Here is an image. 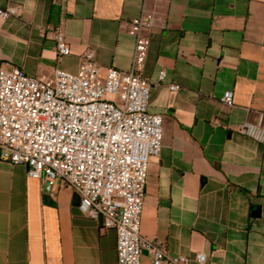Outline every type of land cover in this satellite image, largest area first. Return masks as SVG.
<instances>
[{
	"label": "crops",
	"instance_id": "obj_1",
	"mask_svg": "<svg viewBox=\"0 0 264 264\" xmlns=\"http://www.w3.org/2000/svg\"><path fill=\"white\" fill-rule=\"evenodd\" d=\"M7 6L22 10L0 16V66L29 75L76 72L92 46L103 68L130 69L128 24L143 0H0ZM147 6L155 21L143 75L149 110L163 115V141L149 161L141 232L190 264H264V140L238 131L264 113V0ZM58 24L71 47L60 59L50 37ZM226 90L232 106L223 101ZM76 194L62 184L45 191L26 164L0 159V264H117L116 231L83 213ZM199 251L207 254L203 263ZM142 264H153L148 250Z\"/></svg>",
	"mask_w": 264,
	"mask_h": 264
},
{
	"label": "built area",
	"instance_id": "obj_2",
	"mask_svg": "<svg viewBox=\"0 0 264 264\" xmlns=\"http://www.w3.org/2000/svg\"><path fill=\"white\" fill-rule=\"evenodd\" d=\"M147 1L129 20L135 49L128 70L103 68L92 46L76 72L56 67L52 75H29L18 65L0 66V159L26 164L45 191L62 184L77 193L83 213L116 231L117 264H142L143 250L153 264H190L184 254L171 255L162 239L141 232L149 161L160 155L163 141V115L149 110L151 84L143 75L155 21ZM21 10L0 7V16ZM50 37L58 59L71 54L62 24L50 29ZM166 74L160 70L159 81ZM223 101L234 104L232 90ZM263 118L260 113L258 123H242L238 131L264 140ZM196 259L203 263L207 254L199 251Z\"/></svg>",
	"mask_w": 264,
	"mask_h": 264
},
{
	"label": "water",
	"instance_id": "obj_3",
	"mask_svg": "<svg viewBox=\"0 0 264 264\" xmlns=\"http://www.w3.org/2000/svg\"><path fill=\"white\" fill-rule=\"evenodd\" d=\"M75 199H76L77 203L79 204V202H80V196H79L78 194H76ZM255 213H256V214L259 213V208H257V209L255 210Z\"/></svg>",
	"mask_w": 264,
	"mask_h": 264
}]
</instances>
